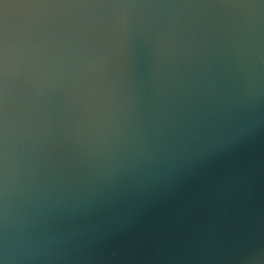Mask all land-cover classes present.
I'll list each match as a JSON object with an SVG mask.
<instances>
[{"label": "water", "instance_id": "1", "mask_svg": "<svg viewBox=\"0 0 264 264\" xmlns=\"http://www.w3.org/2000/svg\"><path fill=\"white\" fill-rule=\"evenodd\" d=\"M0 264H264V0H0Z\"/></svg>", "mask_w": 264, "mask_h": 264}]
</instances>
